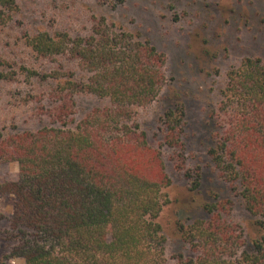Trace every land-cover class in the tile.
Returning <instances> with one entry per match:
<instances>
[{
  "label": "trees",
  "instance_id": "16d2710c",
  "mask_svg": "<svg viewBox=\"0 0 264 264\" xmlns=\"http://www.w3.org/2000/svg\"><path fill=\"white\" fill-rule=\"evenodd\" d=\"M15 8L16 0H0V19ZM117 38L100 29L87 40L42 33L29 42L43 58L72 56L84 74L53 87V126L0 143V160L19 165L18 179L0 184V195L15 197L11 255L24 264H168L159 218L172 180L161 150L133 123L134 109L158 100L167 59L148 42ZM227 78L208 154L262 233L226 258L221 249L233 238L221 221L226 202L207 205V222L179 223L196 257L181 254L176 264H264V62L245 59ZM79 93L109 105L73 124ZM159 120L176 168L199 189L201 168H187L185 104L174 102Z\"/></svg>",
  "mask_w": 264,
  "mask_h": 264
},
{
  "label": "rangeland",
  "instance_id": "374dc122",
  "mask_svg": "<svg viewBox=\"0 0 264 264\" xmlns=\"http://www.w3.org/2000/svg\"><path fill=\"white\" fill-rule=\"evenodd\" d=\"M100 29L118 37L117 44L148 42L167 59V79L158 100L134 109L133 123L147 134L151 146L161 150L172 180L165 191L169 203L159 218L168 264H176L181 254L196 257L184 243L179 223L207 222L211 215L206 206L220 201L226 202L221 221L233 236L222 255L229 259L249 249L262 230L208 152L229 71L248 58L264 62V0H16L10 16L0 19V73L5 76L0 77V143L13 134L53 126V87L83 72L72 56L43 58L29 42L42 33L87 40ZM174 102L186 107L187 168L200 167L202 172L197 190L176 168L174 151L163 144L159 119ZM108 105L106 99L79 93L72 123ZM18 176L17 162L0 160V184L15 182ZM14 204L13 195H0V264H24L11 255Z\"/></svg>",
  "mask_w": 264,
  "mask_h": 264
}]
</instances>
